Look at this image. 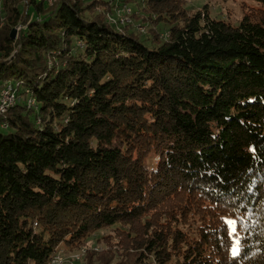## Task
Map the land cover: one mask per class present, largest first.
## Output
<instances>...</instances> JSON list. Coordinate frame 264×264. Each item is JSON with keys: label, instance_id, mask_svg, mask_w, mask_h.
<instances>
[{"label": "trees", "instance_id": "1", "mask_svg": "<svg viewBox=\"0 0 264 264\" xmlns=\"http://www.w3.org/2000/svg\"><path fill=\"white\" fill-rule=\"evenodd\" d=\"M253 1L232 25L146 0L172 24L162 40L118 31L81 0H2L0 86L18 84L37 109L0 116V264H48L115 226L143 237L129 264H264V0ZM228 218L249 225L236 258Z\"/></svg>", "mask_w": 264, "mask_h": 264}, {"label": "rangeland", "instance_id": "2", "mask_svg": "<svg viewBox=\"0 0 264 264\" xmlns=\"http://www.w3.org/2000/svg\"><path fill=\"white\" fill-rule=\"evenodd\" d=\"M81 1L84 6H93L92 10L94 13L104 16L108 25L113 26L118 31L123 32L129 26V31H134V33L141 35L144 39H147L148 35L151 36V34H158L162 40H166L169 37V30L172 24L160 18L159 15L152 13L146 4V0H127V2L125 0H105L113 6L109 5L106 8L101 6L103 3L101 4L100 0ZM178 2L179 5H183L188 15L208 11L211 19L224 20L232 25H238L252 8L260 7L253 0H178ZM1 4L2 0H0ZM4 20L5 13L2 11L0 13L1 25H3ZM19 28H15L17 34ZM11 83L7 82L0 86V116L7 115L19 105L26 106L28 109H37L36 101L34 103V100L29 98V94L19 87L18 84ZM9 85H14L12 88L14 90L17 89L16 91L19 90L15 94V99L11 97L12 93L11 96L5 95V91H8V87H10ZM20 96L21 98L19 99ZM18 102L21 103L19 104ZM10 105L12 106L9 107ZM8 108L9 110H7ZM1 129L8 131L7 127H1ZM116 229L117 227L115 226L98 230L81 245L69 246L65 243L61 244L48 264H129L130 257L132 260V257L138 254L136 250L138 246L133 244V242L137 240L143 241V237L139 235L134 238L135 234L133 232L131 235H122L115 232Z\"/></svg>", "mask_w": 264, "mask_h": 264}, {"label": "snow or ice", "instance_id": "3", "mask_svg": "<svg viewBox=\"0 0 264 264\" xmlns=\"http://www.w3.org/2000/svg\"><path fill=\"white\" fill-rule=\"evenodd\" d=\"M224 223L226 226L228 237L230 239L236 237V239H234L232 243V255L234 258L239 257L241 255V249L243 247L242 239L240 238V230L247 229L249 225L246 221L243 220V218L225 219Z\"/></svg>", "mask_w": 264, "mask_h": 264}, {"label": "bare ground", "instance_id": "4", "mask_svg": "<svg viewBox=\"0 0 264 264\" xmlns=\"http://www.w3.org/2000/svg\"><path fill=\"white\" fill-rule=\"evenodd\" d=\"M118 13V12H117ZM114 22V21H113ZM119 23V22H118ZM118 25V24H117ZM11 84H15V83H11ZM14 86V85H13ZM12 85L10 86L11 88H10V96H11V93H12V96H13V99H15L14 97H15V94L19 91H16V90H14L12 87H13ZM16 91V92H15ZM2 93V92H1ZM19 95V94H18ZM21 98V96L19 97V99ZM23 98V97H22ZM25 100V99H24ZM32 102V101H31ZM19 104L21 103V102H18ZM22 103H24V102H22ZM34 103H35V101H34ZM12 104V103H11ZM36 104V103H35ZM13 105V104H12ZM12 105H10L9 107H11ZM14 106V105H13ZM29 106V105H28ZM33 106V105H32ZM31 106V107H32ZM7 110H9V108L7 109ZM6 114H7V112H5ZM56 258V257H55ZM61 260V259H60ZM63 260V259H62ZM62 262V261H61ZM60 262V263H61ZM58 264V263H57ZM63 264V263H62Z\"/></svg>", "mask_w": 264, "mask_h": 264}, {"label": "water", "instance_id": "5", "mask_svg": "<svg viewBox=\"0 0 264 264\" xmlns=\"http://www.w3.org/2000/svg\"><path fill=\"white\" fill-rule=\"evenodd\" d=\"M16 36H17V30L14 29V30L12 31L11 38H12L13 40H15V39H16Z\"/></svg>", "mask_w": 264, "mask_h": 264}, {"label": "built area", "instance_id": "6", "mask_svg": "<svg viewBox=\"0 0 264 264\" xmlns=\"http://www.w3.org/2000/svg\"><path fill=\"white\" fill-rule=\"evenodd\" d=\"M9 86H11V85H9ZM9 89H8V91H5V95L6 96H10V87H8ZM12 98H13V96H11Z\"/></svg>", "mask_w": 264, "mask_h": 264}]
</instances>
